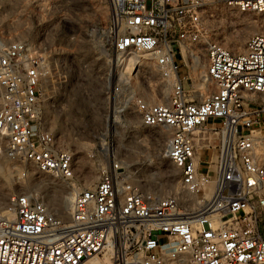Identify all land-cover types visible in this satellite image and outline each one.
Wrapping results in <instances>:
<instances>
[{"label": "built area", "instance_id": "1", "mask_svg": "<svg viewBox=\"0 0 264 264\" xmlns=\"http://www.w3.org/2000/svg\"><path fill=\"white\" fill-rule=\"evenodd\" d=\"M215 1L108 0V21L57 41L58 0H25V35L0 23L3 152L71 189L67 219L43 194L0 198V264H82L108 245L113 264H264V34L228 49L203 19ZM217 1L264 14V0ZM80 100L89 138L139 148L99 144L90 183L48 118Z\"/></svg>", "mask_w": 264, "mask_h": 264}, {"label": "rangeland", "instance_id": "2", "mask_svg": "<svg viewBox=\"0 0 264 264\" xmlns=\"http://www.w3.org/2000/svg\"><path fill=\"white\" fill-rule=\"evenodd\" d=\"M22 5H25V0H0V23L5 30L16 29L24 35L26 34L23 27L15 24L22 19L21 14L18 12ZM204 14L203 19L208 25L210 34L214 38L221 39L224 45L234 52L241 50L245 39L250 34L264 33V14L236 13L217 0L205 8ZM109 15L110 6L108 0H58L55 5V12L52 15V26L48 30L47 39L57 41L72 33L82 34L83 30L86 27H90L93 23L101 24L108 21ZM232 42L240 44V50L232 49ZM65 43L72 46L74 42L68 41ZM84 45L85 49L89 46L87 43ZM61 102L64 103L65 101L62 100ZM67 105L69 104L67 103ZM79 107L78 109L69 107V110H65L66 107L64 106V110L50 114L48 118L57 135H60V139L76 150L79 168L82 171L81 180L85 183H90L96 180L97 170L88 154L94 152L95 148L99 147V144L104 146L107 143L109 149L114 148L120 153L126 154L129 159L135 158L132 151L139 150V148L131 140L100 141L89 138L88 133L82 131L84 127L87 128L89 126L85 124V119L88 117L83 111L86 107L81 105V100ZM130 118L135 119V116L131 115ZM137 132L152 134L146 128L139 129ZM3 144L4 139H0V198L5 200L11 192L19 191L43 194L48 198L49 206L58 210L62 217L67 219L69 209L67 210L66 208L67 204L70 207L71 199L66 192L70 190V187L63 185L60 180L51 175L38 172L34 168L30 169L28 177L21 176L20 168L22 166L5 156ZM151 152L154 156L155 166L161 167L154 177L159 178L163 182L166 180V174L169 175V179L175 177V170L172 164L162 156L163 145L160 149L154 145ZM149 180L152 179L150 178ZM170 184L175 186L173 183ZM150 187L152 188L151 184ZM161 190L165 191L166 188ZM262 225H264V216H261L259 221V226L262 227ZM105 255L104 252H101L91 258H96L100 264H105L103 263Z\"/></svg>", "mask_w": 264, "mask_h": 264}, {"label": "bare ground", "instance_id": "3", "mask_svg": "<svg viewBox=\"0 0 264 264\" xmlns=\"http://www.w3.org/2000/svg\"><path fill=\"white\" fill-rule=\"evenodd\" d=\"M264 34V33H262ZM232 49L234 50H240V44L236 43V42H232ZM157 146L158 149H160V147L163 145V150H164V143L158 139L157 143L155 144ZM161 168V167H160ZM159 168V169H160ZM163 170V169H162ZM164 173V172H163ZM172 186V184L170 185ZM70 190H68L66 193L69 195L70 199H71V195H70ZM47 202H48V198H46ZM70 208H71V200H70V207L69 205L67 204V210H68V214H69V211H70ZM58 211V210H57ZM59 212V211H58ZM60 214V213H59ZM61 215V214H60ZM62 216V215H61ZM111 251H112V247L110 245L107 246V249L106 251L104 252L106 255L104 256V260H103V263L105 264H113L112 263V260H111ZM89 262V264H100L99 260H97L96 258H91L87 261H85L84 263L82 264H87Z\"/></svg>", "mask_w": 264, "mask_h": 264}]
</instances>
